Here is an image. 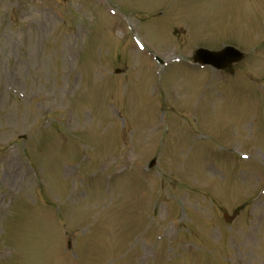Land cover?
<instances>
[{
  "label": "rangeland",
  "instance_id": "rangeland-1",
  "mask_svg": "<svg viewBox=\"0 0 264 264\" xmlns=\"http://www.w3.org/2000/svg\"><path fill=\"white\" fill-rule=\"evenodd\" d=\"M0 264H264V0H0Z\"/></svg>",
  "mask_w": 264,
  "mask_h": 264
},
{
  "label": "water",
  "instance_id": "water-1",
  "mask_svg": "<svg viewBox=\"0 0 264 264\" xmlns=\"http://www.w3.org/2000/svg\"><path fill=\"white\" fill-rule=\"evenodd\" d=\"M244 58L243 54L226 48L218 53H209L205 51H196L194 54V62L201 65H210L213 68L221 71L229 69L232 65L240 62Z\"/></svg>",
  "mask_w": 264,
  "mask_h": 264
}]
</instances>
